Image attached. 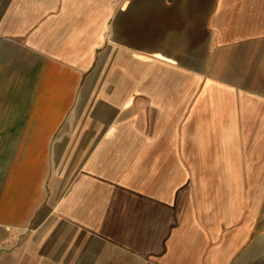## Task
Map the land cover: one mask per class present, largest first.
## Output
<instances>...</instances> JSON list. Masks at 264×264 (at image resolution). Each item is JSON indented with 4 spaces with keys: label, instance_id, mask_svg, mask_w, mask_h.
Listing matches in <instances>:
<instances>
[{
    "label": "crops",
    "instance_id": "1",
    "mask_svg": "<svg viewBox=\"0 0 264 264\" xmlns=\"http://www.w3.org/2000/svg\"><path fill=\"white\" fill-rule=\"evenodd\" d=\"M0 43V264H264V0H0Z\"/></svg>",
    "mask_w": 264,
    "mask_h": 264
},
{
    "label": "rangeland",
    "instance_id": "2",
    "mask_svg": "<svg viewBox=\"0 0 264 264\" xmlns=\"http://www.w3.org/2000/svg\"><path fill=\"white\" fill-rule=\"evenodd\" d=\"M9 47L10 45L6 43H0V120L5 119L6 116H9L10 114L16 115L22 113L23 51L21 49L19 51L10 50L9 53ZM29 94L30 92L27 91V98L30 99ZM0 125L6 129V131H0V135L7 136V134H10L11 132H15V130L12 128L13 124L0 123ZM14 125L16 126V124ZM21 143V139L0 138V159H6L7 157H10V154L13 155V153H15L16 157L21 156V154L18 155L16 153L18 150H20L18 147Z\"/></svg>",
    "mask_w": 264,
    "mask_h": 264
}]
</instances>
